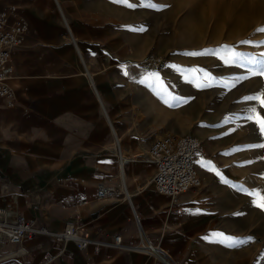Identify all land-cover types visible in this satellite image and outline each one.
Masks as SVG:
<instances>
[{
	"label": "crops",
	"instance_id": "1",
	"mask_svg": "<svg viewBox=\"0 0 264 264\" xmlns=\"http://www.w3.org/2000/svg\"><path fill=\"white\" fill-rule=\"evenodd\" d=\"M10 4L27 29L11 50L13 103L0 97V218L22 212L51 231L77 219L90 241L80 249L38 234L19 242L21 253L4 243L0 264H40L43 254L46 264H153L113 243L116 233L134 242L140 229L180 264H264V104L222 113V70L185 62L190 47H172L170 31L126 0H0V9ZM148 52L166 66L142 69ZM165 131L197 132L206 149L196 161L202 184L175 205L183 212L152 188L155 166L141 155ZM117 150L133 157L126 195L97 200V181H120Z\"/></svg>",
	"mask_w": 264,
	"mask_h": 264
},
{
	"label": "built area",
	"instance_id": "2",
	"mask_svg": "<svg viewBox=\"0 0 264 264\" xmlns=\"http://www.w3.org/2000/svg\"><path fill=\"white\" fill-rule=\"evenodd\" d=\"M26 29V19L16 11L14 5L10 4L0 9V97L7 105L13 103V90L7 82L12 71L11 50L23 42ZM166 63V58L162 54L148 52L139 64L142 69L152 71L163 69ZM146 155V158L155 166V171L150 178L154 190L169 197L173 212H183L184 208L175 206L179 196L190 189L199 187L202 183V176L196 167L197 159L206 155L202 140L192 133L177 134L165 131L152 140ZM129 160H132V157L125 156L117 150L116 166L120 181L116 184L108 180L97 181L94 191L95 199H107L120 193L126 195V190L123 189L122 170ZM66 178L75 179L73 176ZM86 202L87 199L82 194L73 195L74 208H82ZM38 234H49L61 242L71 240L80 249L90 241L77 219L68 220L61 228L51 231L46 226L36 224L31 218L25 217L22 212H17L12 219L0 218V249L4 243H9L16 245L10 253H21L19 242L23 238H31ZM113 243L120 247L134 248L150 256L153 264H180L160 240L153 242L141 229L134 242L124 243L121 235L116 233L113 235ZM97 248L95 244L94 249L97 250ZM50 259L48 254H43L40 264H46Z\"/></svg>",
	"mask_w": 264,
	"mask_h": 264
},
{
	"label": "rangeland",
	"instance_id": "3",
	"mask_svg": "<svg viewBox=\"0 0 264 264\" xmlns=\"http://www.w3.org/2000/svg\"><path fill=\"white\" fill-rule=\"evenodd\" d=\"M126 4L149 13L154 29L170 31L172 47L189 46L190 55L197 53L184 60L191 61L192 67H218L222 70L225 80L223 104L220 101L219 106L222 113H233L243 105L246 108L263 105L264 75H260L259 70L264 68V56L261 55L264 44L260 43L264 41V32L257 29L264 28V0H126ZM219 37L223 39L221 43L216 41ZM224 46L242 53L243 59L227 63ZM233 68L242 69L233 71ZM253 95H259L260 99H245ZM141 155L147 156L146 153ZM150 185L154 189L151 181Z\"/></svg>",
	"mask_w": 264,
	"mask_h": 264
},
{
	"label": "snow or ice",
	"instance_id": "4",
	"mask_svg": "<svg viewBox=\"0 0 264 264\" xmlns=\"http://www.w3.org/2000/svg\"><path fill=\"white\" fill-rule=\"evenodd\" d=\"M258 32H264V28H260L257 29ZM242 43L245 44H250L252 43L251 41H243ZM260 43L264 44V41H261ZM228 55V60L226 61L227 63H237L240 62L243 59V54L240 52H235L230 48H227V46H224ZM197 53H191V55H196ZM262 56H264V53H261ZM249 63H251L252 61L249 60ZM252 74H257L255 72H253ZM259 74L260 75H264V68H261L259 70ZM149 76L155 77L156 73H149ZM247 78V77H245ZM143 82V81H142ZM246 100H259L260 96L259 95H253V96H249V97H245ZM262 104H264V101H261ZM169 106H173V105H169ZM248 111L250 113H254L256 111L255 107H251L248 109ZM247 120L251 121L253 120V116L252 115H248L247 117H245ZM257 124H259V131L261 134H264V122H260L257 121ZM248 194L250 196H252V203L254 206H261L257 203V197L259 196V192L257 190H252L250 192H248Z\"/></svg>",
	"mask_w": 264,
	"mask_h": 264
},
{
	"label": "bare ground",
	"instance_id": "5",
	"mask_svg": "<svg viewBox=\"0 0 264 264\" xmlns=\"http://www.w3.org/2000/svg\"><path fill=\"white\" fill-rule=\"evenodd\" d=\"M128 155V154H127ZM132 159H133V157H132ZM149 162V161H148ZM123 189H125L124 187H123Z\"/></svg>",
	"mask_w": 264,
	"mask_h": 264
}]
</instances>
